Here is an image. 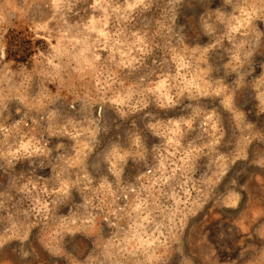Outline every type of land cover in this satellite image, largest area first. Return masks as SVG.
I'll return each mask as SVG.
<instances>
[{
  "label": "rangeland",
  "instance_id": "1",
  "mask_svg": "<svg viewBox=\"0 0 264 264\" xmlns=\"http://www.w3.org/2000/svg\"><path fill=\"white\" fill-rule=\"evenodd\" d=\"M0 264H264V0H0Z\"/></svg>",
  "mask_w": 264,
  "mask_h": 264
}]
</instances>
